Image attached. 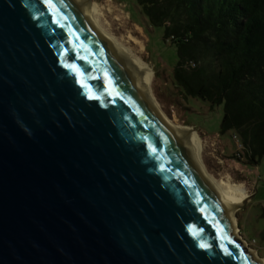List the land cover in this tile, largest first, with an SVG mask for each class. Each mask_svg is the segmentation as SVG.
Wrapping results in <instances>:
<instances>
[{"label":"water","instance_id":"water-1","mask_svg":"<svg viewBox=\"0 0 264 264\" xmlns=\"http://www.w3.org/2000/svg\"><path fill=\"white\" fill-rule=\"evenodd\" d=\"M147 83L85 0H0V264H260Z\"/></svg>","mask_w":264,"mask_h":264},{"label":"trees","instance_id":"trees-1","mask_svg":"<svg viewBox=\"0 0 264 264\" xmlns=\"http://www.w3.org/2000/svg\"><path fill=\"white\" fill-rule=\"evenodd\" d=\"M174 44L172 83L183 96L223 105L220 133L233 130V159L264 155V0H136ZM264 219V204L259 209ZM264 235V225H263Z\"/></svg>","mask_w":264,"mask_h":264},{"label":"rangeland","instance_id":"rangeland-1","mask_svg":"<svg viewBox=\"0 0 264 264\" xmlns=\"http://www.w3.org/2000/svg\"><path fill=\"white\" fill-rule=\"evenodd\" d=\"M100 8L103 29L127 46L146 63L152 78L150 92L162 113L174 124L190 129L200 141V159L215 179L242 184L246 197L234 211L236 235L256 256L264 260V219L259 209L264 204V155L257 165L248 166L233 159L240 151L233 130L220 133L223 105L210 104L197 97L183 96L172 83V68L177 61L174 44L163 39V28L151 26L140 13L136 0H92ZM130 35L141 46L128 40ZM249 251V252H250Z\"/></svg>","mask_w":264,"mask_h":264},{"label":"bare ground","instance_id":"bare-ground-1","mask_svg":"<svg viewBox=\"0 0 264 264\" xmlns=\"http://www.w3.org/2000/svg\"><path fill=\"white\" fill-rule=\"evenodd\" d=\"M86 5V13L89 19L97 26L99 33L101 37L105 40H108L112 44H114L118 50L125 53L130 59H132L139 67L143 68L147 72L148 76V83H147V90L151 97V100L153 102V105L158 112V114L168 123V125L174 129L177 136H184L188 131H192L187 128L180 127L178 125H174L159 109L157 103L153 99L151 92H150V83H151V72L148 70L147 65L145 62H143L139 57H137L135 54L132 53V51L125 46L120 39H117L113 37L111 34L106 32L100 21L99 17L101 15L100 8L97 6L96 3H94L92 0H85ZM128 40L131 41L133 44L141 46V43L133 38L132 36H127ZM191 142L189 144L188 153L191 157L196 159L197 164L200 166V169L203 173V176L210 180L212 189L215 193L216 199L219 203V205L228 212L229 215V221L230 225L233 229L234 236L236 235V221L234 217V211L241 206V204L244 202L242 201L246 197V192L244 190V187L242 184H235L231 183L228 179H215L212 177L209 173L206 172L204 169V166L202 164V161L200 159V141L198 136L194 131L191 132ZM245 243H242V246H244ZM248 251V250H247ZM250 251V250H249ZM248 251V252H249ZM253 257L259 261L260 264H264V260L258 258L256 254L252 251Z\"/></svg>","mask_w":264,"mask_h":264},{"label":"snow or ice","instance_id":"snow-or-ice-1","mask_svg":"<svg viewBox=\"0 0 264 264\" xmlns=\"http://www.w3.org/2000/svg\"><path fill=\"white\" fill-rule=\"evenodd\" d=\"M202 247H206V245H201Z\"/></svg>","mask_w":264,"mask_h":264}]
</instances>
